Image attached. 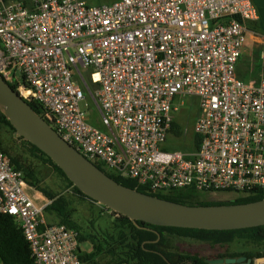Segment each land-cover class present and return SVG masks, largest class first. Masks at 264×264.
Wrapping results in <instances>:
<instances>
[{
	"label": "built area",
	"instance_id": "2783aa9c",
	"mask_svg": "<svg viewBox=\"0 0 264 264\" xmlns=\"http://www.w3.org/2000/svg\"><path fill=\"white\" fill-rule=\"evenodd\" d=\"M257 18L252 0H0V74L108 173L156 192L247 196L264 190V43L256 77L237 66ZM80 83L102 129L85 120ZM186 95L198 98L200 141L182 151L169 147L180 138L170 129ZM29 188L0 150V213L16 220L34 264H84L78 231L48 223Z\"/></svg>",
	"mask_w": 264,
	"mask_h": 264
},
{
	"label": "trees",
	"instance_id": "16d2710c",
	"mask_svg": "<svg viewBox=\"0 0 264 264\" xmlns=\"http://www.w3.org/2000/svg\"><path fill=\"white\" fill-rule=\"evenodd\" d=\"M21 1L27 3L29 0ZM251 28L256 29V26ZM258 51L257 49L244 50L243 48L241 57L244 59L243 56L246 52V65L240 66L241 60H239L237 66L238 77L248 80L258 75L260 66L252 65L253 60L259 59L260 51ZM9 85L15 90L14 85ZM26 102L40 114L36 102ZM184 132L183 125L174 117L170 134L182 138ZM193 139L192 149H196L200 138L194 136ZM170 141L172 143L169 147L177 149L176 142ZM0 150L7 154L12 166L22 172L27 185L49 200L44 210L54 213L55 223L64 224L78 231L79 257L84 264H208L205 257L199 253L185 251L175 241L177 238L203 242L216 247L218 252L221 250L220 247L226 249L236 240H243L255 248H264V225L230 230L159 226L139 220L134 223L127 216L107 208L114 215L109 225L95 229L93 225L95 218H93L89 225L82 226L74 219L75 208L72 205L73 200L70 198V194L77 196L81 201L96 202L74 186L59 166L44 152L22 137L16 136L13 126L2 113H0ZM96 165L124 186L188 205L245 203L264 198V190H257L247 196H237L230 200H209L204 198L207 194L195 191L191 187L169 192H156L146 186L138 185L135 180L106 172L99 163H96ZM50 175L61 181V188L67 194L60 193L45 184ZM83 243L90 244V249L83 250L81 247ZM221 252L219 254L224 256L244 255L251 259L264 257V251L262 250L249 249L241 252L223 250ZM0 264H34L30 246L21 228L12 216L4 213H0Z\"/></svg>",
	"mask_w": 264,
	"mask_h": 264
},
{
	"label": "water",
	"instance_id": "95a60500",
	"mask_svg": "<svg viewBox=\"0 0 264 264\" xmlns=\"http://www.w3.org/2000/svg\"><path fill=\"white\" fill-rule=\"evenodd\" d=\"M0 113L22 137L44 152L87 197L113 212L159 226L230 230L264 225V198L245 203L188 205L144 193L118 183L85 158L3 79L0 74ZM264 257H257L256 261ZM222 259L208 260L209 264ZM229 263L250 264L240 256Z\"/></svg>",
	"mask_w": 264,
	"mask_h": 264
},
{
	"label": "rangeland",
	"instance_id": "374dc122",
	"mask_svg": "<svg viewBox=\"0 0 264 264\" xmlns=\"http://www.w3.org/2000/svg\"><path fill=\"white\" fill-rule=\"evenodd\" d=\"M88 2L90 5H99L102 3H108L113 0H85ZM264 25V22H263ZM252 41L249 37V33L246 35V44L249 47H244V50L252 48L253 50L258 49L260 50L261 46L260 45H252ZM247 54L246 52L244 53V59L242 57L240 58V66H245L246 65V59H247ZM260 66V62L258 60H253L252 65ZM80 71L85 75L87 79H89V70L79 68ZM89 82V81H88ZM78 83V82H77ZM90 84V82H89ZM83 94H84V99H82L79 102L80 109L84 113V117L87 123L90 125L102 129V123H101V118L100 115L96 109V106L92 102L90 95L85 88L83 83L79 84ZM90 87L93 91H96L98 89V86L96 84H90ZM176 105H178V110L174 113V117L179 121L181 125L185 128L184 136L179 138V140L176 142L177 146L176 148L182 151H188V150H193L192 147L194 145L193 143V138L191 136V129L193 126V121L197 115L198 112V98L196 96L192 95H186L184 97H180L175 101ZM186 146L187 148H185ZM185 148V149H184ZM45 184L49 185L52 189L59 191L60 193H66V191H63L61 188V181L56 178L53 175H50L46 181ZM28 193L32 198L35 199V191L32 188L28 189ZM39 195L43 196L41 193H38ZM67 194V193H66ZM207 194L204 198L209 199V200H230L234 199L236 195L234 193H226V192H216V193H205ZM44 197V196H43ZM70 198L73 200V207L75 208L74 212V219L77 221L78 224L82 226L89 225L90 221L94 219L93 225L95 229H98L99 227H104L106 225H109L111 221L114 218V215L110 210H107L106 207H104L102 204L99 203H91L88 200L81 201L78 199L77 196L73 195L72 193L70 194ZM45 201L48 202L49 200L44 197ZM43 217L48 223H55L56 222V217L54 213L51 212H46L43 209ZM178 245L185 249V251L190 252V253H199L200 255L204 257L210 258L214 252H216L217 248L212 247L208 244H205L203 242H199L196 240L192 239H185V238H177L175 240ZM83 250H89L90 249V244L88 243H83L81 245ZM219 249V248H218ZM220 249L226 250V251H235V252H241V251H246V250H262L264 251V248H255L254 246L246 243L243 240H236L233 243H231L228 248L224 249L223 247ZM260 262H264L263 260H259ZM264 264V263H262Z\"/></svg>",
	"mask_w": 264,
	"mask_h": 264
},
{
	"label": "crops",
	"instance_id": "0c3cea01",
	"mask_svg": "<svg viewBox=\"0 0 264 264\" xmlns=\"http://www.w3.org/2000/svg\"><path fill=\"white\" fill-rule=\"evenodd\" d=\"M254 5L257 8L258 11V18L254 21H249L247 22V25L249 27V37L252 41V45H260L261 48L263 46L264 43V0H252ZM256 26V29H252L251 27ZM244 47H249L247 44ZM260 48V50H261ZM252 50V48H250ZM256 50V49H255ZM258 50V49H257ZM259 50V51H260ZM258 51V52H259ZM35 191V190H34ZM38 191H35V199L32 198L29 194V196L31 197V199L33 200V202L39 206L42 207L44 205H46L48 202L45 201L44 197L38 194ZM259 261V260H258ZM256 261L255 264H262L264 262H258Z\"/></svg>",
	"mask_w": 264,
	"mask_h": 264
},
{
	"label": "flooded vegetation",
	"instance_id": "af4514ba",
	"mask_svg": "<svg viewBox=\"0 0 264 264\" xmlns=\"http://www.w3.org/2000/svg\"><path fill=\"white\" fill-rule=\"evenodd\" d=\"M219 250V249H218ZM222 250H220L219 252L216 250V252H214V254L210 257V258H208V257H205V260L208 262V260H212V259H222L223 261L222 262H220V263H216V264H236L235 262L234 263H229V262H226L225 260L227 259V258H234V259H237L238 257H240V256H244V255H240V256H228V255H226V256H224V255H220L219 253H222L221 252ZM246 257V256H245ZM247 258V257H246ZM251 259V258H250ZM255 262H256V258H254V259H251V262H250V264H255ZM209 264V263H208Z\"/></svg>",
	"mask_w": 264,
	"mask_h": 264
}]
</instances>
